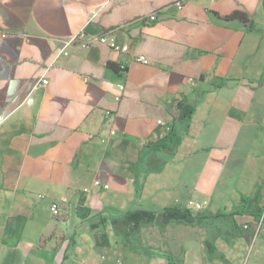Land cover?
<instances>
[{"label": "crops", "instance_id": "0c3cea01", "mask_svg": "<svg viewBox=\"0 0 264 264\" xmlns=\"http://www.w3.org/2000/svg\"><path fill=\"white\" fill-rule=\"evenodd\" d=\"M176 1L0 0V264H264V0ZM190 201L246 230L111 222Z\"/></svg>", "mask_w": 264, "mask_h": 264}, {"label": "trees", "instance_id": "16d2710c", "mask_svg": "<svg viewBox=\"0 0 264 264\" xmlns=\"http://www.w3.org/2000/svg\"><path fill=\"white\" fill-rule=\"evenodd\" d=\"M232 17L240 18L245 23H248V16L245 12H235ZM117 69V66H115ZM225 79L217 83L218 86L225 84ZM179 115L174 117L179 121H190L194 112L195 106L188 103L186 100H181L178 103ZM246 214L245 211H233L225 213L223 211L217 213H205L204 210H197L187 204L176 203L164 207H153L150 209L136 208L129 209L119 215L111 217V222L116 228L118 234L123 233L126 237H134L142 227L149 224H158L163 230L170 223H182L187 225H203L206 219L218 220L228 219L233 223L232 233L246 230L244 224L238 221V216ZM259 221V217L255 216V222ZM106 218H102V223L105 224ZM239 231V232H238ZM209 252H213L214 247L207 243Z\"/></svg>", "mask_w": 264, "mask_h": 264}, {"label": "built area", "instance_id": "2783aa9c", "mask_svg": "<svg viewBox=\"0 0 264 264\" xmlns=\"http://www.w3.org/2000/svg\"><path fill=\"white\" fill-rule=\"evenodd\" d=\"M175 5H176L177 7H179V8H182V7H183V3H182V1H179V0L175 2ZM157 19H158V12H156V13H152V14L149 15L148 17L143 18V20H146V21H147V20H148V21H156ZM83 36H84V34H82V33H78V34H76V35L70 37V38L67 40V42H68V43L77 42V41H79L80 38H82ZM100 40L105 41V37L100 38ZM90 42H91V40H90V41L87 40L86 43H90ZM63 53H64V54H67V52H63ZM137 59H138L139 61L144 62V63H148V62H149L148 58H147L145 55H140V56L137 57ZM42 82H43L44 84H47V83H48V79H47V78H44V79L42 80ZM120 88L123 89V88H124V85H120ZM110 114H111V112H110V111H107V115L109 116ZM112 133H115V131L112 130ZM96 184H99L100 186H103V187H105V188H108V187H109L107 184H101L100 181H96ZM189 206L194 207V208L196 209V208H202V206H204V205H203L202 203H198V202L190 201ZM197 210H200V209H197ZM51 211H52L55 215H59V214H60V208H59L58 204L54 203V204L51 206ZM263 222H264V210L262 211V213H261V215H260V218H259V221L257 222L258 225H259V227H261V225H262ZM246 227H248V225H245V228H246ZM96 264H101V263L99 262V263H96ZM115 264H124V263H123V261H122L121 259H118V260L116 261Z\"/></svg>", "mask_w": 264, "mask_h": 264}, {"label": "rangeland", "instance_id": "374dc122", "mask_svg": "<svg viewBox=\"0 0 264 264\" xmlns=\"http://www.w3.org/2000/svg\"><path fill=\"white\" fill-rule=\"evenodd\" d=\"M196 209L204 210L205 209V206H202V208H196ZM260 209H261V207H257L255 210L257 212H259ZM259 218H260V216H259ZM246 228L247 229H252L254 231V234L251 237V240H252L251 242L254 243L259 238V233L258 232H261L262 231V229L264 228V224L262 225V228H260L259 225H258V223L257 222H254L252 225H249Z\"/></svg>", "mask_w": 264, "mask_h": 264}]
</instances>
